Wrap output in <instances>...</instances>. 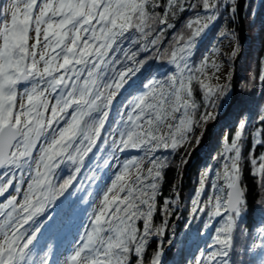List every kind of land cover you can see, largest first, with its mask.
Here are the masks:
<instances>
[{"label": "snow or ice", "instance_id": "1", "mask_svg": "<svg viewBox=\"0 0 264 264\" xmlns=\"http://www.w3.org/2000/svg\"><path fill=\"white\" fill-rule=\"evenodd\" d=\"M228 4L235 16L236 0H7L0 5V197L6 196L0 202V264H56L48 255L50 244L34 249L54 202H64L67 215L87 206L79 237L62 264H132L133 256L135 264H144L153 238L160 243L149 264H167L164 240L180 202L178 193L176 199L165 197L159 209L163 222L153 223L167 167L163 152H175L194 127L213 121L231 90L230 76L226 83L205 82L206 70L220 67L214 60L209 64L210 55L198 65L192 60L199 37ZM185 11L192 15L177 30L175 20ZM228 36L220 32L211 52ZM151 60L166 61L174 70L153 74L138 91L137 80ZM20 82L28 85L23 91ZM194 82L203 93L200 103ZM260 82L264 85V73ZM124 93L127 99L113 122L111 112ZM201 108L203 114L193 119ZM257 123L264 125V108ZM246 126L241 119L213 157L219 167L209 165L200 175L190 218L201 220L206 212L203 230L217 218L219 225L195 264H231L233 230L247 201L241 157ZM262 134L264 128L253 133L249 160L252 175L264 186V153L255 155L264 144ZM202 138L203 133L197 144ZM131 150L139 155L129 157ZM104 173L110 183H101ZM207 184L211 192L202 202ZM256 232L264 245V226Z\"/></svg>", "mask_w": 264, "mask_h": 264}, {"label": "trees", "instance_id": "2", "mask_svg": "<svg viewBox=\"0 0 264 264\" xmlns=\"http://www.w3.org/2000/svg\"><path fill=\"white\" fill-rule=\"evenodd\" d=\"M6 0H0V5L5 4ZM165 3L166 0H160ZM244 10L245 40L240 48L237 43V22L235 16L231 15V4L225 7L218 19L202 33L196 42L193 63L198 65L203 59L206 52L210 50L212 43L217 40L219 33L227 31L231 37H234L236 49L227 57L229 64V76L232 77L234 70V60L238 53L240 56L236 65V98L228 107L232 89L220 101L218 116L222 117L218 123L210 130L208 142L203 150H199L193 157L184 179V204L173 209V214L169 218V225L166 232L164 244L166 246L167 264H184L187 258L198 247L206 248L208 238L200 235L201 220L193 221L189 228H184L186 220V209L189 198L195 190L200 170L210 165V156H216L218 147L222 139L227 138L229 141L233 138L239 129V121L247 120L245 135L243 137L241 157H242V187L246 191V206L242 213L238 215L236 223L237 228L233 230L234 249L231 253V264H264L263 257L260 256L256 249L251 246L257 236L256 229L264 223V186L260 183L259 175L253 176L249 155L252 151L253 133L258 128H264V125L257 123L260 109L264 108V85H261L260 76L264 73V0H247ZM202 11V6L201 9ZM161 13L163 8L158 9ZM192 15L190 12H182L175 20L176 29L179 30L185 21ZM172 31L170 30L164 40L167 46L171 40ZM173 66L166 61L151 60L148 63L147 70L137 80L138 91H143V84L147 79H151L153 74L160 76L170 73ZM227 81L228 82V77ZM194 97L198 103L203 101V93L200 91L199 84L194 82ZM128 93L120 96L119 101L113 108L110 119L114 122L118 119V109L120 104L125 102ZM209 111H212L209 109ZM201 108L199 113L195 114L193 119L198 120L203 114ZM216 117V118H217ZM215 118V119H216ZM211 122V121H210ZM209 123V122H208ZM204 127H194L189 135V141L182 144L175 152H163L168 157L167 167L163 171V181L161 182V195L157 197V212L154 214L153 223L160 225L163 217L160 208L164 203V198L176 199L177 193L180 197V176L182 168L187 160L191 149L196 145L197 138L200 137ZM264 139V134H262ZM137 151L131 150L130 152ZM264 153V144L258 145L255 149V155L258 157ZM65 169L63 176H67ZM62 182V181H61ZM205 188V194L208 192V184ZM203 193V197H204ZM72 202H77L76 197H71ZM260 205V206H259ZM66 204L61 202L59 205L53 203L48 210L49 215L44 225H41V231L37 234L38 239L34 242V249L42 251L50 244L51 248L55 243H64L72 236L75 230L86 220L87 206L78 205L77 212L74 215H67L65 212ZM205 214V213H204ZM203 214V215H204ZM55 218V219H53ZM140 229L143 228L142 221L137 222ZM172 234V236H171ZM160 240L153 238L149 247L145 251L144 264H149L152 253L159 245ZM50 248V249H51ZM136 257H132V264H135Z\"/></svg>", "mask_w": 264, "mask_h": 264}, {"label": "rangeland", "instance_id": "3", "mask_svg": "<svg viewBox=\"0 0 264 264\" xmlns=\"http://www.w3.org/2000/svg\"><path fill=\"white\" fill-rule=\"evenodd\" d=\"M7 2V0L5 1V3ZM217 40H215L211 47H210V50L208 52H206V54L210 55V61H209V64H211V61L214 60L217 64H219V70H214L212 69L211 67H209L207 70H206V76L208 77V79L205 80L206 83H209V84H216V83H226L227 81V76H229V64L227 63V57L228 55L230 54V52L234 51L236 49V43H235V39L234 37H231L230 35L228 37H225L224 39L220 40L217 44V47H218V51H216L215 53H212L211 52V49H212V46L214 43H216ZM173 70H174V67H173ZM28 86V85H26ZM26 86H23L21 87L20 89H18L19 91H23L24 87ZM163 131V129H162ZM223 141H224V138L222 139L219 147H218V150L216 151L217 153L220 152L222 150V146H223ZM129 157L131 155H139V152L138 151H133V152H130L128 153ZM213 157L214 156H210V165H214V167H219L218 164H216V162L213 160ZM209 166V165H208ZM208 166L204 167L202 170H200V173H199V176H198V180H197V183H196V186H195V190H194V193L192 194V196L189 198V201L187 203L186 206H184V209H186V220H185V224H184V228L188 229L190 224L194 221H197L199 219H196V220H193L190 218L191 216V201L193 199V197L195 196V193H196V189L199 187V178H200V175L203 171H205ZM133 175L135 174L134 171L132 173ZM215 172L213 171L212 175H214ZM105 181H107L108 183H110V177L108 176L107 173H104V178L103 180L101 181V183H104ZM27 185H25L26 187ZM208 192L205 194L204 193V197H203V193H202V196H201V201H206L208 199V196L211 192V186L210 184H208ZM207 187V186H206ZM102 194V193H101ZM6 198L5 197H0V202H3V200ZM183 198H185V196H183ZM184 204V200H182V202L180 203V206H182ZM53 205V204H52ZM206 212L205 214L203 215V217L201 218V228H200V235L201 236H206L208 238V243L211 241V238L212 236L214 235L215 233V227L219 225V218H217L216 221H214V224L213 226L207 231V230H203V219L204 217H206ZM85 222V220H84ZM84 222L82 223L81 226H79L74 234L72 236H70V238L68 240H65L64 243H55L54 246L51 248V249H48V255H49V258L50 260H53L56 262V264H62L63 260L66 258V256L69 254L70 252V245H71V242L76 240L78 237H79V234H80V231L83 227V224ZM260 226H264V223L259 225L258 227ZM172 236V234H171ZM253 244H257V247H252L251 248L254 250L256 249L258 254L260 256L263 257V260H264V245L261 244V241H260V237L257 233V236L255 238V242ZM199 249L200 247L196 248L194 250V252L192 254H190V256L187 258V260L185 261L184 264H188V261L189 259H191L192 261V264H195V258L199 255Z\"/></svg>", "mask_w": 264, "mask_h": 264}, {"label": "water", "instance_id": "4", "mask_svg": "<svg viewBox=\"0 0 264 264\" xmlns=\"http://www.w3.org/2000/svg\"><path fill=\"white\" fill-rule=\"evenodd\" d=\"M246 1L247 0H236V22H237V43L240 45V48H242V45L244 43L245 40V24H244V10H245V5H246ZM240 56V53H238L237 58L234 60V70L232 73V77H231V89H232V95L228 104V107L234 102L235 98H236V85H235V80H236V65H237V61L238 58ZM23 82H20L18 85V88H20L22 86ZM222 117V115L218 116L216 119H214L213 121L207 123L201 134L203 133V138L201 140V142L199 144L196 143V145L191 149V151L188 154L186 163L184 164L183 168H182V172H181V176H180V197H179V202L181 203L183 200V196H184V179L186 177V173L188 170V167L193 159V157L195 156V154L199 151V150H203L205 149L207 142H208V134L210 132V130L218 123V120ZM200 134V137H201Z\"/></svg>", "mask_w": 264, "mask_h": 264}, {"label": "flooded vegetation", "instance_id": "5", "mask_svg": "<svg viewBox=\"0 0 264 264\" xmlns=\"http://www.w3.org/2000/svg\"><path fill=\"white\" fill-rule=\"evenodd\" d=\"M26 85H27L26 82H23L21 87L26 86ZM20 88H18V89H20Z\"/></svg>", "mask_w": 264, "mask_h": 264}]
</instances>
